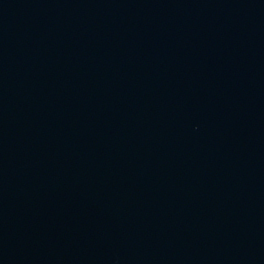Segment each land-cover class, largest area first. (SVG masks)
I'll return each instance as SVG.
<instances>
[{"label": "water", "instance_id": "1", "mask_svg": "<svg viewBox=\"0 0 264 264\" xmlns=\"http://www.w3.org/2000/svg\"><path fill=\"white\" fill-rule=\"evenodd\" d=\"M0 264H264V0H0Z\"/></svg>", "mask_w": 264, "mask_h": 264}]
</instances>
